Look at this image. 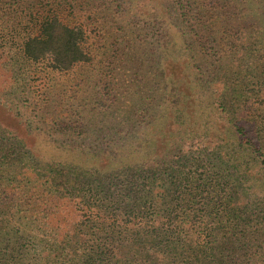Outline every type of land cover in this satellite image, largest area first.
<instances>
[{
	"label": "trees",
	"instance_id": "obj_1",
	"mask_svg": "<svg viewBox=\"0 0 264 264\" xmlns=\"http://www.w3.org/2000/svg\"><path fill=\"white\" fill-rule=\"evenodd\" d=\"M217 1L200 3L210 9ZM38 2V7H26L31 29L16 43L19 55L11 57L46 61L54 70L91 61L84 20L100 22L95 5L92 13L90 0ZM187 2L186 16L196 0ZM63 11H71L77 21H65ZM114 11L123 13L122 8ZM161 16L171 30L181 34L168 10ZM190 46L186 56L190 71H183L175 59L167 60L165 69L173 89H179L191 103L186 129L176 137L178 123L168 119L165 127L173 134L161 137L158 133V144L147 163L139 164L137 157L126 160L106 148L81 147L77 140L84 142L85 137L63 139L30 132L11 105L0 101V264L264 261L263 203L258 214L251 210V190L242 179L251 172L250 162L259 165L264 156L257 136L264 138V114L257 112L261 107L254 102L257 90L251 89L253 101L239 102L227 91L226 82L220 85L210 76L207 58L206 69H201ZM193 82L207 101L209 124L196 119L199 108L194 101L199 93ZM243 115L252 119L255 133L249 135L239 122ZM222 130L231 131L233 141L239 142L247 156L244 170L228 152L236 150L230 147L232 142L229 149L220 143ZM123 144L128 143H119ZM198 149L209 152L204 153L207 158ZM252 227L258 235L250 238ZM154 245L163 256L146 261L152 258L148 251ZM246 246L250 252L239 258L237 251L248 252Z\"/></svg>",
	"mask_w": 264,
	"mask_h": 264
},
{
	"label": "rangeland",
	"instance_id": "obj_2",
	"mask_svg": "<svg viewBox=\"0 0 264 264\" xmlns=\"http://www.w3.org/2000/svg\"><path fill=\"white\" fill-rule=\"evenodd\" d=\"M158 1L90 0L92 13L95 5L100 20H84L92 60L76 63L67 70H54L46 61L34 63L11 57L19 55L16 43L31 29L26 7H38V0H0V101L11 105L13 114L22 119L30 132L63 139L68 135L85 137L84 142L77 140L81 147L106 148L126 160L137 157L139 164L147 163L151 160L149 153L158 144V133L161 137L172 133L165 127L168 119L178 123L176 137L186 129L191 103L179 94V89H173L172 78L165 69L167 60L175 59L183 71H190L186 56L192 44L201 69H206L207 58L210 76L218 79L220 85H230L227 91L236 100L253 101L251 89L255 88L258 96L255 94L254 102L261 107L257 112L264 114V0H218L216 7L209 6L211 10L196 0L198 6L193 4L187 16V0H162V5ZM117 8H122L123 13H115ZM165 10L181 34L171 30L162 18ZM62 17L71 23L77 21L71 11H63ZM193 83L199 93L194 101L199 108L196 119L209 124L207 101ZM229 94L225 93L230 99ZM233 116L236 118V114ZM238 118L249 135L256 132L249 116ZM218 133L226 149L232 142L230 147L236 150L227 151L239 159L244 170L247 156L242 154L239 142L233 141L235 136L231 131ZM257 136L264 145V138ZM119 143L128 144L124 147ZM198 150L207 158L204 153L209 152ZM262 159L264 156L259 165L248 163L251 172L242 178L250 187L248 201L255 214L260 212L259 203L264 207ZM254 227L250 238L258 235ZM154 246L148 251L152 258L146 261L163 256ZM246 249L248 252L237 251L239 258L250 252L248 246Z\"/></svg>",
	"mask_w": 264,
	"mask_h": 264
}]
</instances>
